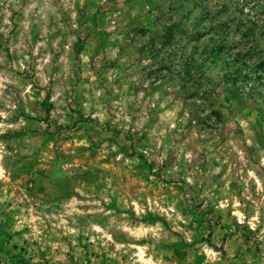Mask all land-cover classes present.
Here are the masks:
<instances>
[{
  "label": "rangeland",
  "instance_id": "1",
  "mask_svg": "<svg viewBox=\"0 0 264 264\" xmlns=\"http://www.w3.org/2000/svg\"><path fill=\"white\" fill-rule=\"evenodd\" d=\"M0 264H264V0H0Z\"/></svg>",
  "mask_w": 264,
  "mask_h": 264
}]
</instances>
